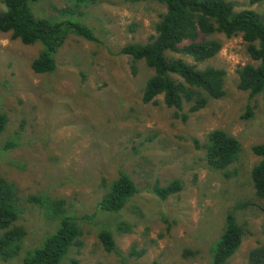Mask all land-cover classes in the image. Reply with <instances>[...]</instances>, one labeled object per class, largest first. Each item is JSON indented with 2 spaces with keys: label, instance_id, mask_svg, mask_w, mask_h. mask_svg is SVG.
Returning a JSON list of instances; mask_svg holds the SVG:
<instances>
[{
  "label": "rangeland",
  "instance_id": "rangeland-1",
  "mask_svg": "<svg viewBox=\"0 0 264 264\" xmlns=\"http://www.w3.org/2000/svg\"><path fill=\"white\" fill-rule=\"evenodd\" d=\"M232 1L237 10L251 8L264 18V1ZM31 8L38 17L82 21L99 40L70 35L55 55L56 70L36 73L32 62L41 43L24 44L0 32V112L8 116L0 133V178L14 183L21 204L16 224L28 231L20 256L0 264H23L26 250L56 230V221L28 200L41 194L64 198L69 211L89 216L80 220L84 246L69 254L81 264H211V246L229 214L245 229L230 261L251 264V250L264 246V201L251 178L259 161L252 148L264 141V101L239 86L238 69L257 63L244 39L214 35L222 49L199 67L225 69L226 93L199 110H191L193 102L179 110L162 95L143 102L154 70L120 53L129 43L153 40L165 4L38 0ZM215 130L241 145L224 170L212 166L206 153ZM10 141L15 144L6 148ZM120 172L132 177L138 192L119 212L99 210L98 201ZM176 179L182 181L180 192L162 199L154 191L156 184ZM119 223L131 231L119 230ZM103 229L113 232L118 251L105 250Z\"/></svg>",
  "mask_w": 264,
  "mask_h": 264
},
{
  "label": "trees",
  "instance_id": "trees-1",
  "mask_svg": "<svg viewBox=\"0 0 264 264\" xmlns=\"http://www.w3.org/2000/svg\"><path fill=\"white\" fill-rule=\"evenodd\" d=\"M36 1L2 0L5 9L0 11V32L9 33L24 44L41 43V52L32 62V69L36 73L56 70L55 55L70 35L92 42L99 40L93 28L82 21L69 17L55 20L36 16L31 8V3ZM158 1L165 4L166 11L156 24L157 35L148 43H129L120 50V53L134 60H144L154 70L144 87L143 102L149 103L162 95L168 107L182 110L185 103L193 102L191 110L196 111L210 99L224 96L226 70L211 65L199 67L222 49V42L214 37L217 34L227 37L239 35L248 44L249 56L257 63H247L238 69L239 86L253 96L260 95L264 101V18L260 13L251 8L237 10L232 0ZM263 1L249 0L250 3ZM176 54L178 57L174 56ZM186 57L195 62L187 61ZM187 116L184 113L181 117L186 120ZM7 122L8 116L0 112V133ZM14 144L10 141L6 148ZM252 149L259 161L251 170V178L257 195L264 201V141L255 144ZM240 151V142L234 136L222 130L210 133L206 153L209 163L215 168L226 169L237 159ZM182 188V181L176 179L164 185L156 184L154 191L166 199ZM137 192L138 187L132 177L120 172L98 201L97 208L111 213L119 212ZM28 200L39 206L57 224L56 230L50 234L47 232L39 245L26 250L21 262L81 264L77 256L70 257L69 254L72 248L84 246L80 220L89 216H78L69 211V203L64 198L41 194L31 195ZM260 206L264 210V202ZM20 212L21 204L14 183L0 178V261L20 256L22 241L28 234L23 225L16 224L21 217ZM129 226L119 223L118 229L131 231ZM244 235V227L235 216L229 214L222 234L211 246V264H232L230 259L240 248ZM99 238L106 251H118L111 230L103 229ZM250 263L264 264V246L251 250Z\"/></svg>",
  "mask_w": 264,
  "mask_h": 264
}]
</instances>
